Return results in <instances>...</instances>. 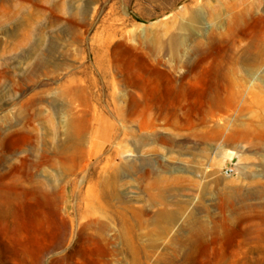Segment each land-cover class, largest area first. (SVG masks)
I'll use <instances>...</instances> for the list:
<instances>
[{"label": "rangeland", "instance_id": "1", "mask_svg": "<svg viewBox=\"0 0 264 264\" xmlns=\"http://www.w3.org/2000/svg\"><path fill=\"white\" fill-rule=\"evenodd\" d=\"M0 264H264V0H0Z\"/></svg>", "mask_w": 264, "mask_h": 264}, {"label": "bare ground", "instance_id": "2", "mask_svg": "<svg viewBox=\"0 0 264 264\" xmlns=\"http://www.w3.org/2000/svg\"><path fill=\"white\" fill-rule=\"evenodd\" d=\"M75 222H74V226H75V229H76V233L78 234L82 228H83V223L80 221L78 215L75 217Z\"/></svg>", "mask_w": 264, "mask_h": 264}]
</instances>
